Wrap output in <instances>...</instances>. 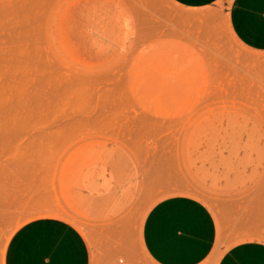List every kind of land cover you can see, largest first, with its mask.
<instances>
[{
	"label": "rangeland",
	"instance_id": "obj_1",
	"mask_svg": "<svg viewBox=\"0 0 264 264\" xmlns=\"http://www.w3.org/2000/svg\"><path fill=\"white\" fill-rule=\"evenodd\" d=\"M233 1L0 0V264L43 216L92 264H154L142 223L177 195L213 216L206 264L264 245V51Z\"/></svg>",
	"mask_w": 264,
	"mask_h": 264
},
{
	"label": "crops",
	"instance_id": "obj_2",
	"mask_svg": "<svg viewBox=\"0 0 264 264\" xmlns=\"http://www.w3.org/2000/svg\"><path fill=\"white\" fill-rule=\"evenodd\" d=\"M180 1L207 4L212 0ZM229 22L244 46L264 51V0H234ZM139 234L141 246L154 264H206L214 249L216 227L204 204L177 195L162 198L149 208ZM4 264H92V250L83 233L65 219L36 217L13 231ZM214 264H264V245L234 244Z\"/></svg>",
	"mask_w": 264,
	"mask_h": 264
}]
</instances>
